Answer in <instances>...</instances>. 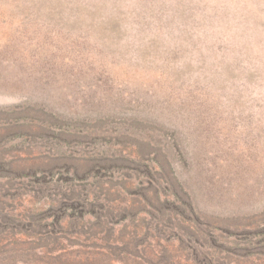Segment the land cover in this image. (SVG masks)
<instances>
[{"label": "rangeland", "instance_id": "rangeland-1", "mask_svg": "<svg viewBox=\"0 0 264 264\" xmlns=\"http://www.w3.org/2000/svg\"><path fill=\"white\" fill-rule=\"evenodd\" d=\"M0 264H264V0H0Z\"/></svg>", "mask_w": 264, "mask_h": 264}]
</instances>
